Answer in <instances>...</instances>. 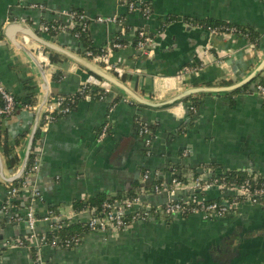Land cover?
Listing matches in <instances>:
<instances>
[{
  "label": "crops",
  "instance_id": "obj_1",
  "mask_svg": "<svg viewBox=\"0 0 264 264\" xmlns=\"http://www.w3.org/2000/svg\"><path fill=\"white\" fill-rule=\"evenodd\" d=\"M136 1L150 4L148 17L127 11L121 0H0V83L22 100L29 95L30 100L39 102L38 72L7 40L3 30L8 24L23 23L44 40L76 54L79 44L75 37L60 33L51 38L39 29L43 23L63 22L62 16L71 9L80 10L90 21L89 38L94 48L104 50L122 42L121 48L111 50L110 63L124 69L123 83L153 102L169 100L192 88L222 87V80L230 82L225 86L236 84L264 58V0ZM98 17H120L123 27L96 23ZM204 20L251 26L259 34V45L254 47L236 35L210 34L200 25ZM138 29L152 39L143 53L134 49ZM14 37L45 65L49 97L73 94L82 83L96 78L60 53L44 51L22 34L14 33ZM50 52L59 55L56 62H50ZM195 65L200 66L197 72L183 71ZM52 73H59V79L51 80ZM259 75L264 79V70L253 80ZM206 82L211 85H204ZM233 92L194 94L169 108L155 110L137 104L112 87L107 99L80 101L70 113L51 123L46 133H40L35 148L39 169L25 176V188L12 201L19 207L18 211L17 206L13 207V211L20 216L32 210L36 233L46 234L55 225L87 223L90 213L85 209L75 212L74 201L114 197L128 190L133 182L141 186L137 189L140 207L154 209L147 221L131 223L120 232L85 233L75 248L46 246L42 250L45 263L206 264L207 260H188L186 256L204 249L228 228H234L248 241L264 242V210L258 205L241 203L234 212L214 220H205L199 214L184 219L170 217L162 211L167 202L190 193L188 181L194 175L206 181L213 174L241 171L264 178L262 99L253 89L224 95ZM200 95L203 96L197 99L198 107L192 113L188 100ZM116 97L118 101L109 109ZM33 118L34 112L19 111L0 122L1 140L14 146L13 154L19 160L15 171L7 170L0 149L5 176H12L20 166ZM136 120L139 125L154 127L149 155L145 154ZM105 121L109 134L97 144L95 136ZM18 138L20 143L15 145ZM176 164L181 170L173 168ZM145 172L149 178L142 181ZM179 172L187 183L171 193L167 187L172 174ZM8 185L0 179V209ZM157 185L161 187L159 193L154 192ZM203 194L207 199L223 196L217 188ZM50 207L57 217L46 220ZM27 231L24 220L2 218L0 264H32L27 248L4 246L5 240L25 236ZM254 254L250 260H236L233 264H264V251L259 246ZM207 263L214 264L212 260Z\"/></svg>",
  "mask_w": 264,
  "mask_h": 264
},
{
  "label": "built area",
  "instance_id": "obj_2",
  "mask_svg": "<svg viewBox=\"0 0 264 264\" xmlns=\"http://www.w3.org/2000/svg\"><path fill=\"white\" fill-rule=\"evenodd\" d=\"M18 2H22V0H17ZM121 5L124 6L127 11L139 13L143 17H148L150 15V4L148 2H139L136 0H121ZM37 8H42L38 6H34ZM64 16L69 17L68 25L71 27L74 24V19L76 18L74 13L65 12ZM81 18V17H80ZM96 23L100 24H117L119 27H123V19L120 17H98L94 20ZM41 32L47 33L49 28L46 25L39 26ZM84 27V26H83ZM53 28V27H51ZM210 34H218V32L214 29L209 30ZM229 34L235 35L232 32ZM151 37L147 35L144 30H139L136 35V42L134 44V49L138 53L146 52L149 44L151 43ZM1 42V40H0ZM123 45L120 42H116L112 45L111 48L104 49L100 54L93 56L92 62L93 64H100L102 65V70L106 72H113L116 74L115 77L120 78L124 74V69L118 65L111 64L109 61V54L111 50L115 48H121ZM90 55V53H87ZM200 66H191V68H184L183 71H187L189 73H195L199 70ZM90 84L92 86L98 87L102 90V94L99 96L98 100H105L111 96L112 86L100 79L92 78L91 80L82 83L81 85ZM80 85V86H81ZM253 91L260 96V94L264 95V87L261 85H257L253 88ZM86 100H89L88 98ZM113 100V99H112ZM64 99L58 97H49L48 102L43 111V123L39 124V131L43 135L46 133L49 125L52 123L53 114L54 112L68 114L69 107L63 106ZM112 103V102H111ZM116 104V103H115ZM111 105V108L114 105ZM37 101H32L30 104H25L23 106H17L13 95L0 83V122L2 120H6L12 116H14L19 111H30L35 112L37 108ZM191 112H194L195 109L191 106L189 107ZM109 134V124L107 121L103 123L100 130L95 136V142L100 144ZM138 135L141 137L144 151L146 155H149L151 144L154 139L153 130L147 124H140L138 126ZM31 154H33V158L31 163L27 165L26 172L24 176H29L35 174L39 169V153L34 150ZM149 178L148 172H145L142 176V181L147 180ZM190 184L191 191L185 197L181 199L171 200L163 205L162 211L167 216H174V217H182L183 214L189 213L188 216L193 214H199L205 220H214V219H221L225 217L227 214L230 213L231 207H236L237 204L235 201L228 202L227 200H223L220 203H209L204 204L205 200L207 199L203 192L211 190L213 188L217 189H225V185L221 180H211V181H204L201 177L193 179L190 178L188 181ZM25 179L20 184L19 187H14L11 184L7 186V194L5 200L2 204L0 209V228L2 225V218L8 219L10 221H21L24 220L27 225V233L25 236L17 237L13 239H8L4 241V246L8 248H27V249H35L33 264H44L45 260L42 255V250L46 246H50L54 248L55 243L51 241L48 243L46 241L45 234H38L35 231L36 225V217L34 216L32 210H28L24 216H20L16 211H13L12 201L18 195L19 191L25 188ZM185 186V183L178 180L177 178H172L170 181L169 187L171 188V193H173L176 189L182 188ZM231 192V194H238L245 199V203H250L253 205H258L257 200L251 197L252 192L248 188L246 184L242 185H234L232 188H227ZM199 190V192H197ZM161 191L160 186H154V192L159 193ZM264 192V187L254 191V194H261ZM200 193V195H196ZM199 205V208L194 207L193 205ZM133 206L140 207L138 202V197L133 198L129 201L123 202L121 205L112 206L111 204L105 203L102 205V215L101 219L90 217L87 221L89 232L95 233H107V232H120L127 228L128 225L124 223L122 220V215L124 212L130 210ZM143 208V207H140ZM145 208H143L144 210ZM144 215L147 216H140L134 217V222L137 221H145L146 219L150 218V215L144 212ZM50 215L48 214L45 219L49 220ZM55 229H59L60 225H55ZM1 257V253H0Z\"/></svg>",
  "mask_w": 264,
  "mask_h": 264
},
{
  "label": "trees",
  "instance_id": "obj_3",
  "mask_svg": "<svg viewBox=\"0 0 264 264\" xmlns=\"http://www.w3.org/2000/svg\"><path fill=\"white\" fill-rule=\"evenodd\" d=\"M68 12L70 13L72 12L76 16V18L74 19L75 22L71 27L68 25L69 17L67 16H62V18H64L63 22L61 20H57L51 23H43L42 25H46L49 28L47 34L51 38L56 37L60 33H67L70 36L75 37L79 44V48L78 50L74 52L77 55L87 59L89 62H92L93 56L100 54L103 50H99L93 47V44L89 38V28L88 27H89L90 21L83 15V13L80 10L71 9ZM150 13H151V8H150ZM200 25L203 27V29H205L208 32L210 29L216 30L218 34H229L230 32H232L236 36L247 39L248 42L254 47H258L259 45L258 43V41L260 40L259 34L255 32V30L251 26H240V25H235V24H231L228 22H222L219 20H204V21H201ZM125 29H128V27H125ZM139 30H142V29L136 30L135 32L136 35ZM120 43L122 44V42ZM87 53H90V55H88ZM58 57L59 55L55 52L49 53L50 62H56L58 60ZM98 66L102 67V65L100 64H98ZM109 73L116 76V74H114L113 72H109ZM59 75H60L59 73H52L51 80L53 81L58 80ZM119 79L122 82H125L124 74ZM203 84L207 86L211 85V83L209 82H206ZM219 84L221 86H225V85H229L230 82L222 80L221 82H219ZM257 85H261L262 87H264V79L260 75L255 80H253L251 83H249L248 85H245L241 89L233 93L224 94V95L231 96L235 93L243 92V91L251 92L252 89L256 87ZM194 86H197V85H194ZM101 94H102V90H100L98 87L92 86L86 83L85 85L79 86L78 90L74 92L73 94L61 96L58 98L64 99L63 106L69 107V111L71 112L80 101H84L87 98L89 100H92V99L97 100L99 99V96ZM202 96L203 95L191 97L188 100L189 104L193 108L198 107L197 99ZM13 97L15 99L17 106H20V107L25 104H30L32 102V100H30L29 95L25 100H22L14 95ZM259 97L262 99L263 108H264V95L260 94ZM117 101H118V98L117 97L114 98L112 100L111 105L115 104ZM65 115L62 113L54 112L52 123L55 122L58 118L63 117ZM42 123H43V115L40 121V125ZM136 123H137V120H136ZM137 125L139 124L137 123ZM150 128L154 129L153 125H150ZM22 138L23 137H21L20 139ZM39 138H40V131L38 129L36 136L34 138V144H33V149H32L33 152L35 148L37 147ZM20 139L19 138L16 139L15 145H18L20 143ZM13 148L14 146H8L6 140L4 139L1 140V135H0V149H1L2 157L5 163L6 169L11 172L15 171L19 163L17 156L13 154ZM32 158H33V154H30L28 164L31 163ZM175 167L181 170V166L179 164L173 165V168ZM172 177L177 178L178 180L184 183H187V178H185L184 176L178 177L176 173H174L172 174ZM196 178H199V176L194 175L193 179H196ZM24 179H25V176H23L20 180L12 183L11 185L14 187H19L20 184L24 181ZM214 179L221 180L224 183L226 188L219 189L221 192H223V196L217 197L214 199H206L204 204H209L213 202L220 203L223 200H227L228 202L235 201L237 204L245 203L246 201L242 196H239L238 194H231V192L227 188H232L234 185L246 184L248 188L250 189V191L252 192L251 197L256 199L258 206H260L264 210V192L261 194H254L255 190H258L264 187V178H261L260 176H257L251 173H245L241 171H228L226 173H222L218 175L213 174L211 175V177L207 179V181H211ZM158 182L159 181H155V183H158ZM140 187L141 186L138 182H133L128 190L123 191L121 192L120 195H117L114 197L108 198L106 196H96L91 199H83V200L74 201L73 210L75 212H79L85 209L86 211H88V213H90V217L101 219L103 217L102 215V205L103 204L108 203V204H111L112 206L121 205L125 201H129L133 198H136L138 195L137 189ZM196 195H200V193H197ZM12 206H14L13 203H12ZM16 206L17 204H15L14 207ZM193 206L199 208V205L194 204ZM18 208L19 207L17 206L16 207L17 211H18ZM235 210H236V207H231L230 213L234 212ZM153 211H154L153 208H149V211H146L145 209L143 210V208L133 206L130 210L124 212V214L122 215V220L124 221L126 225H130L131 223H133L134 217L136 215H138L137 217L146 216L144 215V212L147 213V215H150L152 214ZM49 215H50V218L54 216L57 217V214L53 207L49 208ZM188 215L189 213H185L183 214L181 218L183 219L187 218ZM147 220L148 219H146L145 221ZM88 232H89V229H88L87 223L74 222V223H69L65 226H60L59 229L49 231L45 235H46V241L48 243H50L51 241H54L55 249H71V248L77 247L79 242L82 239V235ZM0 242H1V239H0ZM28 251L32 255V264H33L34 254L36 251L35 249H32V248L28 249ZM0 253H1V249H0Z\"/></svg>",
  "mask_w": 264,
  "mask_h": 264
},
{
  "label": "water",
  "instance_id": "obj_4",
  "mask_svg": "<svg viewBox=\"0 0 264 264\" xmlns=\"http://www.w3.org/2000/svg\"><path fill=\"white\" fill-rule=\"evenodd\" d=\"M14 33L22 34L25 38H28L30 41L42 47L44 51L50 50V51H55V52L60 53L67 59L83 67L85 70L88 71L89 74L93 75L94 77L100 80H103L109 83L112 87L122 91L125 95H127L137 104L143 107L155 109V110L169 108L179 102L186 100L187 98H189L191 95H194V94H202V93L217 94V93L233 92L249 84L260 72L264 70V58H263V60L260 62L257 68H255V70L251 72V74H249L245 79H243L242 81L236 84H233L230 86H222V87L192 88L180 94H177L176 96L170 98L169 100H165L162 102H153V101L144 99L138 93H136L132 88H130L125 83H123L119 78L102 70V68L97 67L93 63L87 60H84L83 58L77 56L76 54L68 50H65L55 45L54 43L48 42L47 40H44L43 38L39 37L33 30H31V28L28 25L23 24V23L8 24L3 30L4 36L7 38V40H9V42L15 48H17L25 56V58L28 59V61L33 65V67H35V69L37 70L40 76V80H41V92H40L39 102L34 112L32 127H31L30 134L28 136L24 156L21 160L20 166L18 167L17 171L12 176H5L3 165L1 162V155H0V179L3 182L8 183V184H11V183H14L20 180L26 172L30 154L33 149L34 138L36 136V133H37V130H38V127H39V124H40V121L43 115L44 108L49 98V86H48V80L45 74V68H46L45 65H43L41 62L38 61L37 55L32 50L25 48L19 41L15 39ZM186 171L187 170L185 169L182 172L185 173ZM196 173L198 175H201L200 170H197ZM181 174L182 173L179 172L177 173V176L179 177L181 176ZM197 192H199V190H197ZM146 211H149V208H146Z\"/></svg>",
  "mask_w": 264,
  "mask_h": 264
},
{
  "label": "flooded vegetation",
  "instance_id": "obj_5",
  "mask_svg": "<svg viewBox=\"0 0 264 264\" xmlns=\"http://www.w3.org/2000/svg\"><path fill=\"white\" fill-rule=\"evenodd\" d=\"M254 241H248L234 228H228L220 237L208 242L204 249L189 252L186 257L188 260H207L206 264L211 260L214 264H233L236 260L252 259L258 246L264 251V242Z\"/></svg>",
  "mask_w": 264,
  "mask_h": 264
}]
</instances>
